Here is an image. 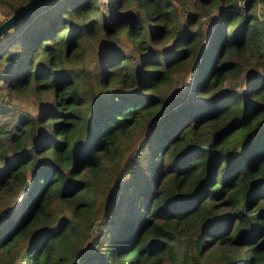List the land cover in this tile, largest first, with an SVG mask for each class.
<instances>
[{
	"label": "trees",
	"instance_id": "trees-1",
	"mask_svg": "<svg viewBox=\"0 0 264 264\" xmlns=\"http://www.w3.org/2000/svg\"><path fill=\"white\" fill-rule=\"evenodd\" d=\"M237 1L48 0L0 34V264H264V0Z\"/></svg>",
	"mask_w": 264,
	"mask_h": 264
},
{
	"label": "rangeland",
	"instance_id": "rangeland-1",
	"mask_svg": "<svg viewBox=\"0 0 264 264\" xmlns=\"http://www.w3.org/2000/svg\"><path fill=\"white\" fill-rule=\"evenodd\" d=\"M241 1L242 0H238V4H241ZM97 2L99 3V7H100V10L105 13V7L107 6V3L109 2V0H97ZM258 10H260V6L258 8H256ZM8 5L6 3H1L0 2V20H2L3 18H5L7 15H8ZM210 17H203V20H205V26L208 24V21H209ZM11 26L8 28L10 29ZM108 41L107 40H103V41H100V39H94V38H90L88 40L85 41V44H84V47H85V53H84V58H83V61L84 63L86 64V66L88 68H91L93 67L94 65V62H95V53L97 51H100L101 50V47L103 46V44H106ZM120 42L121 44H123V49L125 51H132L131 49V46L129 45V43H126V41L121 38L120 39ZM205 44V41L203 43V45ZM119 45V44H118ZM186 73L180 71L178 73H175L173 75V78H172V82L169 86V91H168V95L170 96L171 100L172 99H176L178 98L184 87H185V83H183V79L185 77ZM245 71H243L241 73V75L239 76L238 80H239V83H236L235 84V88L237 90H242L244 89L245 87ZM188 83H189V80H188ZM225 87V83H223V85L219 88L220 90H223ZM16 105H19L23 108H27L29 111H31L32 113H35L36 111V105L32 102L31 98L30 97H19V98H14L13 100ZM134 136H135V139L130 143V145L128 146L129 147V150H130V147L133 146V142L138 139V136L136 137V134L134 133ZM140 136V135H139ZM128 147L127 149H125V153L128 152ZM140 180V179H139ZM112 186H113V181L110 182L105 194H104V203L107 202L108 198L110 197V194H111V191H112ZM25 189L23 188V191ZM19 198V194H17V196ZM130 200V192L129 191H124L123 192V195L121 197V200L119 202V206H118V209H117V215L120 216L126 209L127 205H128V202ZM103 220V218L101 217H98L92 227V230H91V233L93 235H95L96 233L98 232H103V230H105L106 228V225H105V222L107 220H105L104 222H101ZM100 230V231H99ZM106 235V233H102V237L104 238ZM100 237L99 238V241L102 240L103 238ZM98 247L97 246H93L91 249L92 250H95L96 248ZM78 254H76L74 257H76ZM166 263L169 264V262L166 260ZM195 263V262H194ZM196 264V263H195ZM206 264H210V261H207Z\"/></svg>",
	"mask_w": 264,
	"mask_h": 264
},
{
	"label": "water",
	"instance_id": "water-1",
	"mask_svg": "<svg viewBox=\"0 0 264 264\" xmlns=\"http://www.w3.org/2000/svg\"><path fill=\"white\" fill-rule=\"evenodd\" d=\"M48 0H33L15 11L9 13L5 18L0 21V34L6 31L13 23L18 21L22 16L28 14L30 11L36 9Z\"/></svg>",
	"mask_w": 264,
	"mask_h": 264
}]
</instances>
